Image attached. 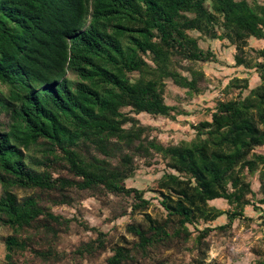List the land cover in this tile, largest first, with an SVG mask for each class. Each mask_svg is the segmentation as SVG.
Wrapping results in <instances>:
<instances>
[{"label":"trees","instance_id":"obj_1","mask_svg":"<svg viewBox=\"0 0 264 264\" xmlns=\"http://www.w3.org/2000/svg\"><path fill=\"white\" fill-rule=\"evenodd\" d=\"M205 38L233 45L234 65L258 81L249 87L247 77L232 78L227 87L236 96L217 100L208 119L192 124V139L162 143L134 115L182 112L167 103L166 80L190 94L208 90L198 64L217 58L200 45ZM251 38L264 42V0H0V225L12 232L4 237L6 264L59 254L57 239L71 219L45 202L70 205L73 193L112 197L124 204L113 219L147 209L150 198L126 180L154 157L166 167L153 187L164 217L143 212L145 225L128 224L137 240L113 246L106 264L153 260L194 231L199 243L250 219L248 205L263 224L264 44L249 58ZM255 173L258 203L249 197ZM15 188L33 192L18 198ZM219 200L226 209L213 203ZM106 241L96 230L74 254L94 255ZM27 252L32 258L17 260Z\"/></svg>","mask_w":264,"mask_h":264},{"label":"rangeland","instance_id":"obj_2","mask_svg":"<svg viewBox=\"0 0 264 264\" xmlns=\"http://www.w3.org/2000/svg\"><path fill=\"white\" fill-rule=\"evenodd\" d=\"M263 41L248 39L244 47L249 58L256 56L255 49L262 47ZM200 45L209 47L216 55L217 62L199 63L208 79V90L195 95L186 89L177 87L171 80H166V101L176 105L182 112L175 114V118L166 116H151L146 113L134 115L142 123L152 127L151 135L162 143H179L189 141L194 137L192 124L208 119L211 109L217 100L236 96V89L227 87L234 77H247L249 87L258 81L252 71H245L243 67L234 65L236 49L225 40L202 39ZM247 90L243 91L246 94ZM166 169L159 157H154L150 165L140 164L133 177L126 180L128 186L142 189L150 198V205L143 211H137L113 219V214L121 210L122 205L115 198L94 197L87 193H73L72 202L68 204H53L45 202L55 212L71 219L69 228L60 234L56 242L58 255L50 262L42 264H106V258L112 254V247L116 245L130 246L137 238L127 230L128 224L145 225L143 212L149 213L152 218L161 220L164 210L159 204V197L154 192L155 180ZM253 195H249L253 203H258L262 196L258 191V173L249 177ZM18 198L30 195L33 191L26 188H15ZM217 207L226 209L222 201L213 202ZM258 205V204H257ZM260 205V204H259ZM264 207V205H261ZM254 207L248 205L246 213L250 219H235L230 228L216 229L209 232L199 243L194 239L196 231L190 239L178 246L162 249L154 254L153 260L140 259L138 263L153 264L163 261L164 264H256L257 255L264 253V222L257 218ZM264 221V219H262ZM218 219L215 223H222ZM199 227H202L199 226ZM96 230L105 233V248L91 256L80 258L74 254L75 248L81 243L93 239ZM11 229L0 225V264H6L4 259V237L11 234ZM17 260L32 258L28 252L16 255ZM36 262H39L36 260ZM35 262V263H36ZM41 264V263H40Z\"/></svg>","mask_w":264,"mask_h":264}]
</instances>
